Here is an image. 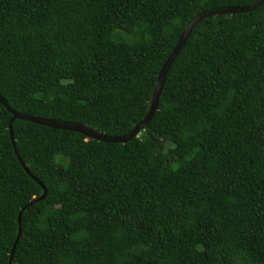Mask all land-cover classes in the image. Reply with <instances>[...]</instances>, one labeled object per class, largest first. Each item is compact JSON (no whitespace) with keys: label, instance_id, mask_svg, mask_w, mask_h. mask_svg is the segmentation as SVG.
<instances>
[{"label":"trees","instance_id":"obj_1","mask_svg":"<svg viewBox=\"0 0 264 264\" xmlns=\"http://www.w3.org/2000/svg\"><path fill=\"white\" fill-rule=\"evenodd\" d=\"M256 0H0L12 111L123 137L197 15ZM0 105V264H264V0L199 20L123 144Z\"/></svg>","mask_w":264,"mask_h":264},{"label":"water","instance_id":"obj_2","mask_svg":"<svg viewBox=\"0 0 264 264\" xmlns=\"http://www.w3.org/2000/svg\"><path fill=\"white\" fill-rule=\"evenodd\" d=\"M263 0H256V2L250 6L247 7H221L218 9H213V10H209L206 11L204 13H201L197 16H195L187 25L186 27L183 29V31L180 33L172 51L169 53V55L167 56V58L165 59L164 63L162 64L159 72L157 73L154 85H153V90H152V95H151V99L148 105V109L146 112L145 117L142 119L141 122H139L136 126L133 127V129L129 132V134L123 136V137H108L102 134H98L93 130L88 129L87 127H84L82 125L79 124H75V123H67V122H57V121H52V120H48V119H44L41 117H37V116H28V115H24V114H20L17 112L12 111L8 106H6V104L4 103V101L2 100V98L0 97V105H2L11 115V119L8 122V133H9V139H10V143H11V147L13 149V153L19 163V165L21 166V168L25 171V173L30 177V179H32L35 183H37L38 185H40L38 183V181L26 170V168L24 167V165L22 164L21 160L19 159L16 150L14 148V144L12 141V135H11V130H10V122L12 119H19V120H23V121H27L33 124H37V125H41L44 127H48L51 129H57V130H65V131H71V132H75L77 134L82 135L83 137L87 138V139H91V140H95V141H99V142H105V143H118V144H123L126 141H128L129 139H131L132 137H134L138 131L150 120V118L152 117L155 109H156V102H157V98L159 96L160 93V89L162 87V83L164 81V77L165 74L172 62V60L174 59V57L177 55V53L179 52L181 46L183 45L188 33L190 32L191 28L201 19L205 18V17H210V16H215V15H225V14H241V13H246L251 11L252 9H254L255 7H257ZM41 189H42V195L37 199H41L44 197L45 195V189L40 185ZM36 202V200L27 203L23 208L31 205L32 203ZM23 208H21L19 210V212L17 213V225H18V229H17V234H16V238L12 244V247L10 249L9 255H8V262L7 264H10V260L12 257V253L14 251L15 248V244L16 241L20 235V227H19V219H20V213L22 212Z\"/></svg>","mask_w":264,"mask_h":264}]
</instances>
